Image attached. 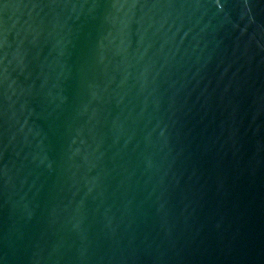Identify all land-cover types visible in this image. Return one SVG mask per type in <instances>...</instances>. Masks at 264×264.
<instances>
[{
    "label": "water",
    "instance_id": "water-1",
    "mask_svg": "<svg viewBox=\"0 0 264 264\" xmlns=\"http://www.w3.org/2000/svg\"><path fill=\"white\" fill-rule=\"evenodd\" d=\"M0 264H264V0H0Z\"/></svg>",
    "mask_w": 264,
    "mask_h": 264
}]
</instances>
